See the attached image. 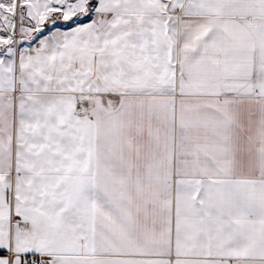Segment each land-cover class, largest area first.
I'll use <instances>...</instances> for the list:
<instances>
[{"label": "snow or ice", "instance_id": "6c2138e0", "mask_svg": "<svg viewBox=\"0 0 264 264\" xmlns=\"http://www.w3.org/2000/svg\"><path fill=\"white\" fill-rule=\"evenodd\" d=\"M53 13L0 59V264H264V0H0V45Z\"/></svg>", "mask_w": 264, "mask_h": 264}, {"label": "crops", "instance_id": "0c3cea01", "mask_svg": "<svg viewBox=\"0 0 264 264\" xmlns=\"http://www.w3.org/2000/svg\"><path fill=\"white\" fill-rule=\"evenodd\" d=\"M69 2H75V0H69ZM93 2H95V0H93ZM78 18H82V16L78 15L77 17H73L72 20L69 21H64L61 14L60 13H53L51 15V17L49 18V20L45 21L44 25H42V32L41 33H33V38L32 39H24L23 42L21 43V34L19 37V42L16 46V48L14 49L12 45H8V46H2V50H0V59H10L9 57H7L5 55L6 52V48L7 47H12L15 51V60L16 63L18 65L19 63V54L20 51L25 49V48H36L39 46V40L42 38H45L49 35H51L52 33H56V32H67V31H71L73 28L77 27V26H81L83 24H87L91 22L92 18H95L94 14L93 17L89 18V17H84L85 19L81 20V21H76L73 22L75 19ZM49 22L51 23V25L54 26L52 28H50L49 30L44 31V27L46 25L49 24ZM73 22V24H71ZM56 23V24H55ZM69 23V25H68ZM71 24V25H70ZM24 26L25 27H34V22H30L27 20V18L24 21ZM16 95H19V93L17 92ZM173 240H174V212H173ZM169 259L174 260L175 256L173 254L172 257H170Z\"/></svg>", "mask_w": 264, "mask_h": 264}, {"label": "rangeland", "instance_id": "374dc122", "mask_svg": "<svg viewBox=\"0 0 264 264\" xmlns=\"http://www.w3.org/2000/svg\"><path fill=\"white\" fill-rule=\"evenodd\" d=\"M16 25H17L16 32H15V35L13 37L14 40L16 41V43L12 44L14 49L16 48V46H17V44L19 42V37H20V32H19L20 22H19V17L18 16L16 18ZM9 35H11V33L5 32V31H0V37H5L6 38ZM0 50H2V46L1 45H0Z\"/></svg>", "mask_w": 264, "mask_h": 264}, {"label": "trees", "instance_id": "16d2710c", "mask_svg": "<svg viewBox=\"0 0 264 264\" xmlns=\"http://www.w3.org/2000/svg\"><path fill=\"white\" fill-rule=\"evenodd\" d=\"M83 19H85L84 17H82V18H78V19H75L73 22H76V21H81V20H83ZM73 22L71 23V24H73ZM56 24V23H55ZM70 24V25H71ZM68 25H69V23H68ZM54 26V23H53V25H51V23L49 22V24L48 25H46L45 27H44V31H46V30H49L50 28H52Z\"/></svg>", "mask_w": 264, "mask_h": 264}]
</instances>
